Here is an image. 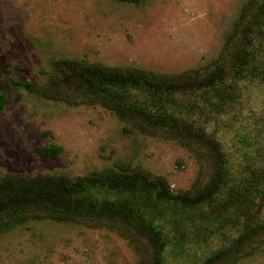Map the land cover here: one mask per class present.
<instances>
[{
	"label": "trees",
	"instance_id": "16d2710c",
	"mask_svg": "<svg viewBox=\"0 0 264 264\" xmlns=\"http://www.w3.org/2000/svg\"><path fill=\"white\" fill-rule=\"evenodd\" d=\"M14 84L46 101L99 106L130 134L200 149L213 174L205 187L181 193L130 165L73 178L6 175L0 233L44 220L112 221L147 244L143 264H240L264 249V0H248L218 57L200 69L167 75L55 60L44 82ZM7 105L0 93V112ZM41 152L54 160L63 148Z\"/></svg>",
	"mask_w": 264,
	"mask_h": 264
},
{
	"label": "rangeland",
	"instance_id": "374dc122",
	"mask_svg": "<svg viewBox=\"0 0 264 264\" xmlns=\"http://www.w3.org/2000/svg\"><path fill=\"white\" fill-rule=\"evenodd\" d=\"M248 0H0V177L86 176L130 165L165 178L175 193L205 187L206 153L128 133L99 106L43 100L14 83L46 80L55 60L178 75L220 54ZM60 146L48 159L41 149ZM127 232V231H126ZM112 221L85 226L44 220L0 233V264H143L149 247ZM264 264V249L240 262Z\"/></svg>",
	"mask_w": 264,
	"mask_h": 264
}]
</instances>
